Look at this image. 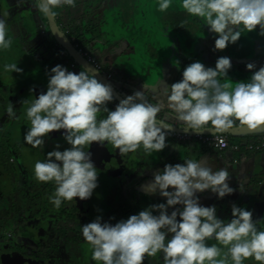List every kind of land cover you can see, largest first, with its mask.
<instances>
[{
	"label": "clouds",
	"instance_id": "1",
	"mask_svg": "<svg viewBox=\"0 0 264 264\" xmlns=\"http://www.w3.org/2000/svg\"><path fill=\"white\" fill-rule=\"evenodd\" d=\"M76 2L16 0L17 6L30 3L49 18H55L57 9L75 7ZM170 4L171 0H160L158 8L163 12ZM181 6L208 26L214 53L236 44L245 31L264 38V0H182ZM11 45L6 15L0 14V51ZM245 67L251 72L250 79L235 83L228 75L232 68L228 56L217 57L214 67L196 60L183 68L182 78L168 85L163 94L184 132L215 135L234 127L248 131L264 127V63L258 67L253 61ZM3 68L12 73L23 71L17 63ZM46 75V91L26 109L30 127L23 139L25 144L43 150L50 133L57 131L69 145L60 150L56 142L45 159L34 164L36 180L55 185L54 194L49 196L54 209L77 197L88 200L98 187L99 174L92 153L86 151L94 142L110 144L120 154L142 149L146 156L169 146L167 137L176 126L157 118L164 104L148 102L143 88L120 99L111 110L108 104L115 100L111 84L103 83L88 68L73 72L57 64ZM5 111L9 118H15L12 103ZM101 113L106 117L98 118ZM229 178L227 167L213 171L206 161L188 158L164 164L141 187L165 202L149 204L115 223L111 222L115 217L104 221L98 215L81 225L82 237L92 249L91 259L96 264H144L146 256L160 253L163 264H245L250 258L264 264V230L257 227L264 217L254 219L253 209L232 203L231 218L221 219L216 204L204 206L200 202L204 193L222 200L237 191Z\"/></svg>",
	"mask_w": 264,
	"mask_h": 264
},
{
	"label": "rangeland",
	"instance_id": "2",
	"mask_svg": "<svg viewBox=\"0 0 264 264\" xmlns=\"http://www.w3.org/2000/svg\"><path fill=\"white\" fill-rule=\"evenodd\" d=\"M159 2L160 0H131L129 3H126V0H77L75 7L66 10L57 9L55 18L38 13L30 3L22 7L17 6L16 3L9 6L12 10H10V15L6 16L7 21L9 19L8 37H12V34L13 37L11 47L0 51V83L2 84L0 91L10 81H23L27 75L34 78L30 85L36 91L33 96L26 99L28 103L17 102L13 105L16 112V118L13 120L14 126L8 125L12 118H9L7 113L3 121H0V136H3L2 139L6 145L8 144L9 151L7 156L1 152L4 164L8 165L2 170L5 188L0 193V264L29 262L34 264H75V262L88 264L86 260L91 258L92 249L82 237L81 225L91 222L95 216L103 213L100 203L103 200L99 195V197L96 195L83 201L77 197L74 198L76 201L65 202L59 209H54L49 201V196L55 192L54 183L38 182L34 175L35 163H31L26 155L27 149L32 148L31 145L25 144L23 139L27 127H30V122L26 118V109L31 101L38 97L35 92H38L39 88L47 87L46 72L57 64L64 65L73 72L84 70L81 67L71 68V58H58L59 56L51 53L47 42H56L57 39L54 36L56 31L62 33L75 49L77 46L74 42L75 37L70 36L69 32H84L80 40L90 41L87 46L85 45L86 47L80 43L85 51L94 55L92 51L99 49L95 53L101 57L100 62L104 68L98 70L100 77L97 76V78L103 83L111 84L115 100L109 103L108 107L113 110L115 104L122 98V94L124 98L133 94L136 82L146 77L156 81L161 74L159 77L165 78L167 82L163 85L164 89L179 81L182 78L183 68L194 57L196 58L194 61L199 60L210 67L215 66L217 57H230L232 68L228 75L233 83L241 80L247 82L250 79L251 72L246 70V64L255 61L259 67L264 63V38L259 37L256 32H252L253 36L248 38H244L242 33L239 41L244 43H240L242 48L249 49L245 52L247 56L253 53V56L257 55L258 58L256 56L244 60L228 55V47L214 53L211 51L214 45L213 34L208 31V26L202 25L198 18L191 16L198 29L196 41L188 39L191 32L179 33L172 26L171 13L184 10L181 6L182 0H171L170 7L163 12L158 8ZM13 24L18 27L16 31L12 28ZM87 25L92 28L90 31ZM96 25L97 27H94ZM110 34L115 35L113 39ZM92 41H95L93 45ZM198 52H201L200 56ZM10 63H17L23 71L20 73L5 71L3 66ZM107 65L111 69H106ZM112 70L115 72L114 77L111 76ZM150 96H153L155 103L164 104L162 111L157 114V118L161 119L164 110L167 109V104L164 102L166 96L163 94L160 100L156 101V95L148 93L145 95L148 102L152 99ZM9 102L10 97L0 96V112H4ZM106 115V113H101L98 118H104ZM2 139L0 138V142ZM56 142L60 143V150L69 146L61 134L57 135L55 131L50 133L45 146L48 144L53 150ZM105 144L99 146L94 142L90 145L92 148L86 149L93 153L92 155H100L104 152L103 157L111 161L103 163L104 169L118 170L127 161L132 163V169L127 173L120 175L119 171L113 172L116 180L110 185H115L120 193L117 198L112 197V199L119 203L123 198V206L131 211L125 216L120 214L115 217L117 214L113 212L118 207L110 203L106 210L109 214L105 215L103 220L108 221L110 217H115L112 223L138 213L149 204L157 203L155 195L149 193L147 189L145 192L137 189L139 185H142L143 180L157 169H162L164 164H175L188 157L184 151L179 155H169L170 145L160 153L146 156L141 149L128 154H120L110 144ZM188 158L195 159V155ZM141 163L148 169L144 170ZM137 183L139 185L135 186ZM109 195L111 191H108L107 196ZM160 201L164 202L161 199ZM118 212L120 213V210ZM217 215L221 219L231 218V207L227 209V214L225 211H220ZM261 226H264V222ZM10 233L13 237L9 236ZM209 243H215V241H209ZM254 262L250 258L245 261V264H254ZM144 264H163L162 254L158 253L156 257L146 256Z\"/></svg>",
	"mask_w": 264,
	"mask_h": 264
},
{
	"label": "crops",
	"instance_id": "3",
	"mask_svg": "<svg viewBox=\"0 0 264 264\" xmlns=\"http://www.w3.org/2000/svg\"><path fill=\"white\" fill-rule=\"evenodd\" d=\"M113 38L114 37H112V39ZM106 44H109V42H106ZM229 48L230 47L228 46L227 53L228 55H231V50ZM96 50L99 49H95V51ZM107 67L108 68L106 69H111L109 65H107ZM111 74L115 76V72L113 70L111 71ZM156 81L146 77L145 79L136 82L133 88V93L143 88L142 90L144 91L145 95L151 93L152 91V94L156 95V101L160 100V97H162L163 95V89L161 88V85L163 83H160L159 80L156 83ZM123 88H125L124 83ZM154 92H156V94ZM150 97L152 98L150 102L155 103L153 101V96ZM164 102L167 104V98ZM168 113L170 114L168 120L165 117L163 119H166V121H169L174 126L181 127L179 122L173 118L174 114H172L171 110L167 108L166 110H164V116H167ZM227 133H229L231 137L254 140V138L259 139L260 137L264 136V127H260L259 129L254 131H248L246 127H234ZM167 140L170 145L169 155H179L180 152L184 151L186 152V155L188 157L195 155V160H197L198 162L206 161L207 164L213 168V171L220 167L228 168L230 173V186L236 188L237 191H235L232 195L226 196L222 200H217L214 195L204 193L200 197L201 204H203L204 206L216 204L217 212L225 211V213L227 214V209L231 207L232 203H236L238 205L240 204V206L242 207L253 209L254 219L264 217V150L258 152H249L245 154H240L231 150L220 151L219 149L209 146L196 138L187 139L182 142L178 139V137L173 136L172 134L171 136L167 137ZM182 162L183 161H179L178 163ZM140 165L144 170L148 169V167L143 163H141ZM151 179L152 175L146 177L141 184L147 185L151 181ZM138 185L139 183H137L135 186ZM137 189H141L144 192L146 190L142 188L141 185H139ZM160 199L165 202V198L160 197L158 194H155V200L157 201V203L161 202ZM263 222H260L257 225L259 230L264 229V226H261Z\"/></svg>",
	"mask_w": 264,
	"mask_h": 264
},
{
	"label": "flooded vegetation",
	"instance_id": "4",
	"mask_svg": "<svg viewBox=\"0 0 264 264\" xmlns=\"http://www.w3.org/2000/svg\"><path fill=\"white\" fill-rule=\"evenodd\" d=\"M14 3H16V0L15 1H13V0H0V14H5L6 16H7V14L10 15V13H11L10 10H12V8H9V6L13 5ZM8 21H9V19H8ZM12 28L16 31V29L18 27H16V25L13 24ZM69 33L71 34L72 32L70 31ZM9 34H10V31H9ZM71 35H73V34H71ZM12 37H13V34H12ZM72 37H74V36H72ZM74 42H76V45H77L76 46V50L87 60V57L81 52V49L83 48L80 45L81 40H79L77 37H75L74 38ZM53 43H54L53 47L50 49V51H51V53L54 56L57 55V56H59L58 58H71L68 53H64V56H63L62 55V49L60 48V46L57 45L55 41ZM92 52L94 54L93 56H97L96 53H95V50L92 51ZM71 68H73V69H78L79 68L78 63L75 62L73 59H72V62H71ZM111 76H113V75H111ZM32 79H34V78L33 77L31 78L30 75L29 76L27 75V77L23 81H18V80L10 81V83H7L6 86L4 87V89L0 91V96H3L4 98H9L10 97V103H12V105H15L17 102L19 103V102H22V101L26 100L28 97L33 96L34 95V91H36V89H34L31 92L29 91L30 89H33L32 85H30L31 83H33ZM35 80H37V79H35ZM34 83H36V82H34ZM1 85L2 84L0 83V86ZM28 85H30V87H28ZM44 91H46V88H39L38 92H35V93H37V95H39L41 92H44ZM22 104H25V103H22ZM4 106H5V103H4ZM5 114H6L5 110H4V112H0V121H3V117H4ZM15 118H16V116H15ZM15 118H12V120H9L8 125L14 126L15 124L13 123V120ZM55 133L57 135H59L57 131H55ZM2 137L3 136H0L1 139H2ZM7 145H6V142L4 141V139H2V141L0 142V193L3 192V190L5 188L4 187L5 181L2 178V173H3L2 170H4L7 167V165H8L7 163L4 164L3 158L1 156V152L4 153L7 156L8 152H9ZM51 150L52 149L49 148V145L46 144V146H44L43 150H41L39 148H33V147L30 148V149H27L26 155H27V157H28V159H29V161L31 163L32 162L35 163L37 160H41V161H42V159L44 160L45 156H46V153L51 151ZM2 164H4V166ZM102 165H103V162H102ZM103 166L101 167V169H102V171H103V173L105 175H104V177H101V176L98 175V187L94 190L93 195H92V196H96V195L98 196L99 195L101 198H102L101 194L103 193V190L107 189V184L109 182H112V180L110 181L109 177L113 176V168L111 169V171H109L107 169H104ZM115 180H116V178H115ZM104 197H105V200H103V198H102L103 201L100 202L102 210H104V208H103L104 204L108 202L109 205H110V203H114L118 207L113 212V214L114 213L117 214L115 217L119 216L120 214L125 216L128 213H130L131 210H129V209L127 210V208L125 206H123V204H124L123 203L124 202L123 198L121 199V202L116 203L112 199V196L109 197V198L106 197V196H104ZM106 210H107V208H106ZM106 210H104V212H106V214H108L109 212L106 211ZM118 210H120V213L118 212ZM104 212L101 215H103ZM9 236L13 237V234L10 233ZM91 262H92V264H95V261H93L92 259H91ZM26 264H34V263H30L29 262V263H26ZM75 264H77V262H75Z\"/></svg>",
	"mask_w": 264,
	"mask_h": 264
},
{
	"label": "trees",
	"instance_id": "5",
	"mask_svg": "<svg viewBox=\"0 0 264 264\" xmlns=\"http://www.w3.org/2000/svg\"><path fill=\"white\" fill-rule=\"evenodd\" d=\"M131 0H126V3H129ZM76 5H77V2H76ZM62 9H70V7H64V8H62ZM69 11V10H68ZM173 16V20H171V24H172V26L175 28V30L177 31V32H179V33H183V34H187L188 32H191V35H189L188 36V39L190 40V41H193V40H197V34H196V32H197V25H195V22L193 21V18L190 16V15H188L187 13H186V11L185 10H181V11H177V12H173V13H171V16L170 17H172ZM87 27V29H88V31H90L92 28L89 26V25H87L86 26ZM94 27H97V25L96 26H94ZM71 34H73V35H71ZM70 35L71 36H74V37H77L79 40L81 39V34H84V32L83 33H79V32H75V33H71ZM249 36H253V34L252 33H248V32H243V37L244 38H248ZM190 37V38H189ZM191 39H193V40H191ZM90 41L88 40V41H81V44H82V46L83 47H86L87 45H88V43H89ZM95 43V41H92V45ZM240 43L241 44H244L243 42H241V41H238L236 44H237V46H233V45H229V49L231 50L230 52H231V55L232 56H237L238 58H240V59H244V60H249V59H251V58H254V57H256L257 55H255V56H253V53L252 52H250V53H252V55L250 54V56H247L246 55V51H248L249 49H244V48H242L241 46H240ZM53 44L54 43H51V42H47V46H48V48L49 49H51L52 47H53ZM56 44L57 45H59V43L56 41ZM86 45V46H85ZM264 46V45H263ZM60 48H62V47H60ZM194 53V52H193ZM199 53V56H200V53L201 52H198ZM230 55V54H229ZM257 58H258V56H257ZM196 58L194 57V59H192L193 61L195 60ZM109 109H111V110H113L111 107H109ZM63 131V130H62ZM61 133V132H60ZM59 132H58V134H60ZM104 145H106V144H104ZM69 147V146H68ZM90 148H92V147H90V145L86 148L87 150L88 149H90ZM103 153L104 152H101V154L100 155H97V154H94V155H92V160H93V162H94V165H96V168H97V172H98V174H99V176H101V177H104V173H103V171H102V169H101V167H102V162L104 163V162H106V161H108V162H111V161H109V158H104L103 157ZM93 154V153H92ZM113 155V154H112ZM111 155V156H112ZM107 156V155H106ZM110 156V157H111ZM114 158H116V156L114 155ZM116 167V166H115ZM122 172H121V171ZM126 170H127V165L126 164H123L122 165V167L120 168V169H118V170H114V168H113V172H120V174H123V172H126ZM110 178V181L112 180V182H109L108 184H107V189H104L103 190V193H102V198H103V200H105V198H104V196L106 195L107 196V192L108 191H111V195H112V197H113V199H115V198H117L118 196H119V193H120V191H119V189L118 188H116L115 187V185H110V183H114L115 182V176L113 175L112 177L110 176L109 177ZM111 195H109V196H107L108 198L109 197H111ZM110 200V199H109ZM108 202L107 203H105L104 204V206H103V208H104V210H106V208L108 207ZM107 206V207H106ZM104 210H102L103 212H104ZM109 214V213H108ZM108 214H106V212H104V214L103 215H100V216H102L103 217V219H104V215H108ZM115 214V213H114ZM96 218V216L93 218V220ZM87 262H88V264H91L92 262H91V259L89 258V259H87L86 260ZM254 264H259V262H254Z\"/></svg>",
	"mask_w": 264,
	"mask_h": 264
},
{
	"label": "built area",
	"instance_id": "6",
	"mask_svg": "<svg viewBox=\"0 0 264 264\" xmlns=\"http://www.w3.org/2000/svg\"><path fill=\"white\" fill-rule=\"evenodd\" d=\"M81 52L87 57V60L97 68V70H103L104 66L100 62V57L93 56L85 49H81ZM67 53L65 49H62V55ZM173 136L178 137L180 141L187 139H198L199 141L212 146L220 151L231 150L233 152H238L240 154H245L249 152H258L264 150V136L259 139H241L237 137H231L229 133L223 134H210V133H194V132H174Z\"/></svg>",
	"mask_w": 264,
	"mask_h": 264
},
{
	"label": "water",
	"instance_id": "7",
	"mask_svg": "<svg viewBox=\"0 0 264 264\" xmlns=\"http://www.w3.org/2000/svg\"><path fill=\"white\" fill-rule=\"evenodd\" d=\"M57 35V36H56ZM56 35H54L55 36V38L57 39L56 41L59 43V46L60 47H62V48H64L65 50H67L68 51V53H69V55H70V57L75 61V62H77L78 63V65H79V67H81V68H84V67H86V68H88L89 69V71H92L94 74H96L97 76L98 75H100V72L93 66V65H91L74 47H73V44L72 43H70V41L69 40H66V38L64 37V35L61 33H59L58 31H56ZM110 36H111V38L112 37H114L115 35L114 34H110ZM133 50H134V48H133ZM134 52V51H133ZM193 62V60H191L190 62H189V64L190 63H192ZM181 72V71H180ZM161 74H159V76H160ZM158 76V78H157V81L159 80L160 81V83H163L162 85H161V88L164 90V84H166L167 82H165V78H161V77H159ZM98 77H100V76H98ZM156 81V82H157ZM151 93H153L152 91H151ZM155 94H156V92H154ZM122 98H120V99H123L124 98V95L122 94V96H121ZM167 118V120H168V118L170 117V114L168 113V115L167 116H164V114H162V118L161 119H163V118ZM165 121H166V119H164ZM166 122H169V121H166ZM174 132H184L183 131V129L181 128V127H178V126H176V128L173 130V132L172 133H174ZM205 132H207V131H205ZM205 132H203V133H205ZM172 133H170L168 136H171V134ZM208 133V132H207ZM182 142H183V140H182ZM116 156V155H115ZM124 164H126L127 165V170H126V172L125 173H127V172H129L131 169H132V163L130 162V161H127L126 163H124ZM122 167V166H121ZM121 171V170H120ZM122 172V171H121ZM124 173V172H123ZM121 175V174H120Z\"/></svg>",
	"mask_w": 264,
	"mask_h": 264
}]
</instances>
